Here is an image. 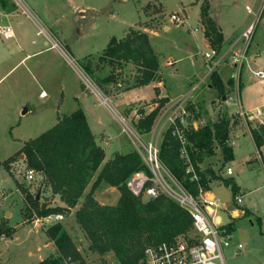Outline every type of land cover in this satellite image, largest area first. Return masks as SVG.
<instances>
[{
    "label": "rangeland",
    "instance_id": "1",
    "mask_svg": "<svg viewBox=\"0 0 264 264\" xmlns=\"http://www.w3.org/2000/svg\"><path fill=\"white\" fill-rule=\"evenodd\" d=\"M21 1L35 16L33 17L35 25H32L30 19L26 21L32 26L29 30L36 35L38 30L45 29L59 40L61 45L59 50L66 57L58 50L34 55L16 66L0 81V160L4 161L13 156L9 165L10 171L4 165H0V264H34L55 250L52 243L48 244L50 239L46 234L47 227L52 224L37 223V219L41 217L36 219L29 217L31 209L24 200L22 191L28 188L42 203L51 206H57L58 201L43 175L37 173L33 180H28L25 155L19 152L26 141L51 128L60 117L75 111L79 106L76 97H84V103L89 107L90 115L98 114L104 120L105 124L95 126L96 129L104 127L114 134L127 138L134 145L133 134L123 132L119 119V113L122 112L121 114L127 118L135 134L143 141H150L151 132L143 134L137 128L139 117L130 115L134 107L137 109V114L146 113L147 109L144 107L153 104L157 98L146 99L144 104L142 101L135 100L155 95L158 87L132 88L139 74L135 64L126 63L123 67L116 64L117 68L113 69L107 60L100 59L109 42L108 37L116 36L122 39L134 27L138 31L145 32L160 55L162 75L158 72L159 79L165 78L160 90L173 95L186 92L188 81L193 77H201L206 69L203 68V54L209 50L208 42L199 31L201 4H193L195 0ZM220 1L214 2L215 11L219 15L226 16L227 11ZM230 1L234 3L230 10H233V14L237 16L243 11L247 2V0ZM15 4L19 7L16 2ZM33 5H37L38 14H34ZM82 9L86 11L85 16L80 13ZM174 13L182 19L179 26L171 19ZM262 16L264 19V13ZM225 20L230 21V17L226 16ZM2 22L6 20L2 19ZM260 25L262 28V21ZM44 37L43 33L39 35L40 40ZM64 37L72 46L73 52L66 45ZM1 44L0 37V47ZM4 54L5 51L0 48V59L4 57ZM17 61L4 65L0 76L5 75ZM85 65L91 72L85 70ZM112 72L117 80L107 82L105 78ZM243 74V80H245L248 77V71L245 70ZM155 81H158V78ZM191 84L189 83L188 87ZM260 86L262 85H253L245 92L252 96L249 91L255 88L256 93H262L264 87ZM43 91L47 92L45 96ZM190 92H186L185 95ZM120 93L122 95L119 98ZM215 96L220 98L219 93L217 95L215 91L208 93L207 90H202L195 100L201 102V100L209 99L216 102ZM233 96L237 97L236 93H233ZM105 99H108L107 103ZM129 101L132 102L128 103ZM125 103L128 104L123 107ZM113 105L121 112L114 111ZM110 109L116 114L114 115ZM193 109L196 110V108ZM160 116L157 115L152 129H156V135L161 133V141L167 125ZM202 117L205 124L212 122L206 114ZM190 118L192 120L193 116ZM100 135L107 136L103 133ZM240 158L243 160L244 157L241 155ZM247 164V162L231 161L229 165L233 167L235 174L228 175L225 167L224 175L241 180L243 190L237 193V195L243 194L241 208L246 206L252 208L257 215L262 216V221L254 219V225H252L249 218H243L238 222L237 231L233 234L230 245L224 249L227 264H264V187H258L256 173L249 172ZM166 181L172 184L168 176ZM91 185L88 186L85 194L89 193ZM212 189L224 207L231 206V210L236 209L237 206L232 205L235 200L230 186L224 184L218 186L214 183ZM119 197L120 191L117 188L109 187L95 192V198L102 204H116ZM148 198V196L143 197L145 200ZM84 199L85 195L74 208L65 210L62 213L64 219L61 222L71 234L87 264H107L113 258L112 254H100L94 251L88 235L76 219L75 214L82 207ZM7 229L12 231L11 235L4 232ZM189 233L195 235L194 230ZM239 243H243L244 248L238 252L236 249Z\"/></svg>",
    "mask_w": 264,
    "mask_h": 264
},
{
    "label": "trees",
    "instance_id": "2",
    "mask_svg": "<svg viewBox=\"0 0 264 264\" xmlns=\"http://www.w3.org/2000/svg\"><path fill=\"white\" fill-rule=\"evenodd\" d=\"M0 4L6 11L16 9L15 2L11 0H0ZM200 15L205 36L212 47H222L223 34L210 15L209 0L202 2ZM100 59L107 60L113 69L117 68L116 64L120 67L126 63L135 64L139 74L134 87L149 85L159 79L160 55L149 36L135 28H131L122 39L112 37ZM84 68L91 72L88 66ZM211 77L213 86L220 95L224 94L219 74L214 72ZM105 80L116 81L117 78L112 72ZM168 101V98L155 101L159 102L158 106L138 120L137 128L143 133L150 132L160 108ZM249 125L256 146L260 149L264 145V123L252 126L249 122ZM231 126V118L224 115L216 122L198 128L190 125L186 129L188 157L200 175L199 181L192 180L187 173V159L182 155V145L172 128L164 133L160 144L161 161L193 195L199 193V185L210 190V181L222 179L225 185L231 187L234 199L237 196L239 187L235 179L222 178L211 167L202 170L199 166L206 157L216 153V146L221 148L225 161L234 159L233 147L229 143ZM19 153L25 155L27 168L43 175L51 191L59 194L66 204L51 206L42 203L36 194L24 188V200L31 209L29 217L36 219L63 213L74 208L85 195L83 205L75 215L90 239L91 248L100 254H112L121 264H138L147 245L170 241L177 235L193 230L191 214L168 195L160 194L145 200L131 192L128 180L135 172L147 170L141 155L136 150L117 152L105 161V150L97 143L81 107L70 115L60 117L51 128L26 141ZM12 160L13 156L0 160V165L10 171ZM90 184L91 190L85 194ZM109 187H116L120 191L116 204H102L95 198L97 190ZM228 228L233 231L234 223H229ZM4 232L12 234L9 229ZM46 234L57 251L34 264H66L68 258L77 264H87L62 222L47 227Z\"/></svg>",
    "mask_w": 264,
    "mask_h": 264
},
{
    "label": "crops",
    "instance_id": "3",
    "mask_svg": "<svg viewBox=\"0 0 264 264\" xmlns=\"http://www.w3.org/2000/svg\"><path fill=\"white\" fill-rule=\"evenodd\" d=\"M202 1L204 0H201V1L195 0L193 4L194 3L202 4ZM215 1L216 0H209L210 15L212 19L214 20V22L216 23V25L218 26L221 33L223 34L224 41H223L222 46H224L225 48L241 34V32L244 30V28L247 26V24L252 19L253 14L252 12L248 10V7H250L252 10H256L258 6L260 5V0H247L243 11L238 16L236 14H233V10H230L231 8H233V5H234L233 2H231L230 0H221L220 4H222V6H225V11H227L226 13L228 14L226 16L230 17V21H226L225 20L226 16H224L223 14L219 15L216 13L215 8H214ZM253 2L255 3L252 4ZM18 6L19 7H16V9L12 11H6L2 8L0 4V25L1 26L3 25L11 26L13 29V33H14V36L11 38H5L4 35L0 33V37L2 39V44H1L2 46L0 48H2L5 51L4 57L0 59V73H1V70H4V67H3L4 65L18 60L13 65V67L9 69L7 73H5V75L0 76V81L8 73H10L13 69H15L16 66L24 63L26 59L32 58L34 55L49 52L52 50L53 51L58 50L62 55H64L59 49L49 48V44H48V40L46 36L44 37V39L40 40L39 35L42 34L40 33L41 29L36 32V35H34L33 32L29 30V28H32V26L26 21L27 19H30L32 20L31 22L33 23L32 25H35L36 24L34 20L35 16L31 13V11L24 4L22 5L20 4ZM37 8H38L37 5H33L32 10L34 11V14H38ZM80 13L85 16L86 11L82 9L80 10ZM2 19H5L6 22H2ZM199 21H200L199 31L200 33H202L205 40L208 42L207 45L209 46V50L207 51H210L211 48L213 47L210 44V41L208 40V38L205 36V32H204L205 29L201 21V15H200ZM261 21L263 22L262 28L260 27ZM12 24H15V26H12ZM170 28L172 29V26H170ZM112 37L114 36L108 37L109 41ZM64 40L67 42V38L64 37ZM81 42H82L81 44L83 45L84 41L82 40ZM66 45L73 52L72 46H70L68 42ZM88 54H86V56ZM248 61H249L250 67L253 70H264V19H263V16L260 18L257 24L253 42L248 51ZM209 64L210 62L204 57L203 68H206L205 71L203 72L200 78L193 77L187 83L186 92L191 91L190 92L191 96H189L190 102H189L188 107L193 116L191 120L192 124H191V121H190V124L193 125L195 128L204 125L205 120L202 117L203 114H206V116H208L210 121L212 122H216L222 116L228 115L231 118V124H232L229 143L233 147L234 159L230 161H225L221 148L219 146H216V153L212 156L206 157L204 162L200 163L199 166L201 167L202 170L211 167L218 176L228 179L229 177H225L224 175L225 167H226V170H228L229 167L232 168L233 170L232 174H228L227 172L228 175L235 174V171L233 167L229 165V162L231 161H234V162L239 161L242 163L247 162L248 163L247 167L249 169V172L256 173L257 183H259L258 187L262 188L264 187V145L260 149L256 146V143L251 133L249 122L251 123L252 126H255L257 123H262V121H264V114L260 118H257V117L250 118L249 115L256 114L258 110L264 111V90L262 93L261 92L256 93L255 88L253 91L248 90L252 94V96L247 95L245 91L249 87H252L253 85H256V84L262 85L260 86L261 88L264 87V79H260L259 77H256L251 72V70H249V67L246 66L243 69V72L241 73L240 82L238 84L237 81L231 77V73H232L231 66L227 64L221 65L218 71H216L219 74V77L221 78L222 85L224 88V94L220 95L217 88L214 87L212 84L213 82L212 77L208 75ZM160 69L158 70V72L160 73V75H162V72H161L162 68L160 67ZM245 70L248 71V77L245 80H243V75H244L243 73ZM154 82L155 83H150L149 85L140 86V87H146V86L158 87V89H156L157 90L156 94L152 96L150 95L146 97H141L135 101H142V104H144L145 103L144 101L146 99L152 100V99L157 98V100H160L162 98H168L169 101L165 103L168 105L174 100L186 94V92H184L182 94L178 93V94L173 95L170 92H166V93L162 92L160 90V87L163 86L165 82V78L158 79V81H154ZM189 83L190 84L192 83V84L188 87ZM132 88H138V87H132ZM202 90L203 91L207 90L208 93H212L215 91L217 95L219 93L220 98L215 96L214 99L216 102H214L213 100H209V99L201 100V102L200 101L196 102L195 97ZM42 93L45 94L47 92L43 91ZM122 93H120V95L118 96L119 98L121 97ZM233 93H236L237 97H234ZM76 102H77V105L79 104L78 108L81 107L84 110L87 120L90 124V127L95 135L97 143L100 146H102L103 149L105 150V153H106L105 161L111 159L113 155L117 152L128 153L130 151L136 150L135 146L129 140H127V138H123L119 134H114L111 132V130L108 131L104 127H101V128L99 127L100 129L95 128V126L104 125L105 122L98 114L93 113L92 115H90L89 109H88L89 107L84 103L85 102L84 97H79V96L76 97ZM130 102L132 101H129L128 103ZM128 103H125L122 106L125 107V105ZM158 104L159 102H153V104L151 103L149 106L144 107L147 110H146V113L143 112L142 114L144 115L149 114L155 107L158 106ZM129 106L133 107V105L132 106L129 105ZM234 106L236 108H234ZM193 108H196V110H194ZM136 110L137 109H135L134 107V110L131 111V115H130L131 117L135 115L138 116ZM114 111L121 112V110H118L115 106H114ZM114 111L111 110V112L115 115L116 112ZM115 119L118 121L116 116H115ZM100 133L106 134L107 136L103 137L102 135H100ZM241 155L244 157L243 160H240ZM233 179H235L239 187V191H242L243 185H242L241 180H238L236 177ZM214 183H217L218 186H221L224 183L222 179H215L209 182V186H210L209 194L218 198V196L216 195V192H214L212 189ZM110 188L115 189L116 187H110ZM249 192L251 193L252 190ZM54 195L58 201L56 204L57 206H66V204L61 200V197L59 194H54ZM238 196L242 197L241 203H237L236 201V197ZM236 197L234 199L235 200L234 203L232 204L234 206L235 205L237 206L235 207L236 209L234 210L230 209L231 206L224 207L223 204L220 202L219 198L217 202L218 203L217 214L220 217V219L223 222L228 223V224L231 222L234 223V230L232 231V237H233V234L237 231V225L241 219L249 218L252 225H254V219H256L259 222L262 221V216L257 215L252 208L247 207V206L244 208H241L240 204L243 203V194L237 195ZM50 243L53 244L54 249H55L51 254H54L57 251L56 246L54 242L51 240L48 241V244ZM239 244H243V243H239ZM243 248H244V244H243ZM236 251H238V249H236ZM43 259H44L43 257L40 258V261Z\"/></svg>",
    "mask_w": 264,
    "mask_h": 264
},
{
    "label": "built area",
    "instance_id": "4",
    "mask_svg": "<svg viewBox=\"0 0 264 264\" xmlns=\"http://www.w3.org/2000/svg\"><path fill=\"white\" fill-rule=\"evenodd\" d=\"M14 1L18 5L23 4L21 0ZM248 10L252 12L253 17L235 40L225 48L224 46L211 48L210 51L204 53V57L210 62L208 66V75L210 77L214 72L218 71L221 65L227 64L232 68L231 77L238 84L241 73L246 66L249 67V70L256 77L264 79V70H253L248 61V51L252 44L257 24L264 13V0H261L256 10H252L250 7H248ZM171 19L173 22L176 21L178 26L182 22V19L176 13L171 15ZM0 33L5 38L14 36L11 26L0 25ZM40 33H43L47 37L49 48L61 49L59 40L53 35L49 34L43 28H41ZM190 94L183 95L170 104L164 105V107L160 108L161 111L159 110L160 113L158 114L161 115L160 118L167 125L163 134L169 128H172L174 136L180 140L182 145V155L187 159V173L191 175L192 180L199 181L200 175L190 161L187 151L188 140L186 137V129L192 124H190L192 114L188 107ZM105 101L107 103L108 99H105ZM263 114V110H258L256 114H251L249 117L260 118ZM144 116L142 112L138 114L139 119ZM119 119L123 126V132L129 133V135L130 133L133 134L134 138H132V141L135 149L141 155L147 167V170L135 172L128 180L127 184L131 192L136 196H148L149 198L157 197L160 194L168 195L191 214L193 220L192 228L195 232L194 236L190 233H184L177 235L170 241L147 245L138 264H227L224 249L230 245L232 231L229 230L228 223L223 222L217 214L218 198L212 197L209 194V190L201 185H199V193L193 195L173 176L160 158V144L162 142V140L160 141V132L156 135V129H151L152 136H150V141H143L135 134L124 115L119 114ZM227 172L228 174H232V168L229 167ZM36 174L37 171L34 169H26L28 180H33ZM166 176L171 179L172 184L166 181ZM236 201L237 203H241L242 197H236ZM63 219L64 215L58 213L38 218L36 222L53 224L61 222ZM242 248L243 244H238V252ZM66 264L77 263L71 258H68ZM107 264H121V262L111 258Z\"/></svg>",
    "mask_w": 264,
    "mask_h": 264
},
{
    "label": "bare ground",
    "instance_id": "5",
    "mask_svg": "<svg viewBox=\"0 0 264 264\" xmlns=\"http://www.w3.org/2000/svg\"><path fill=\"white\" fill-rule=\"evenodd\" d=\"M44 96H45V94H43ZM212 197H213V195H212Z\"/></svg>",
    "mask_w": 264,
    "mask_h": 264
}]
</instances>
